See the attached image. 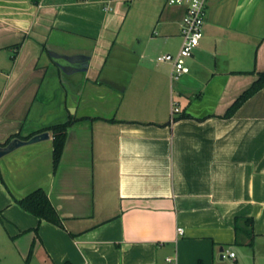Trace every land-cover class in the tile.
I'll return each instance as SVG.
<instances>
[{
    "label": "crops",
    "instance_id": "crops-1",
    "mask_svg": "<svg viewBox=\"0 0 264 264\" xmlns=\"http://www.w3.org/2000/svg\"><path fill=\"white\" fill-rule=\"evenodd\" d=\"M107 1L0 0V145L77 118L57 164L51 130L0 157V264H264V86L230 113L264 0H207L177 79L186 7ZM38 188L61 224L18 203Z\"/></svg>",
    "mask_w": 264,
    "mask_h": 264
},
{
    "label": "built area",
    "instance_id": "built-area-1",
    "mask_svg": "<svg viewBox=\"0 0 264 264\" xmlns=\"http://www.w3.org/2000/svg\"><path fill=\"white\" fill-rule=\"evenodd\" d=\"M113 0L105 3V9H113ZM171 4L183 5L186 7L185 14L181 22L182 44L176 53L164 52L157 55V60L172 63V78L177 79L182 74L189 71V66L185 60L193 54L194 49L200 44L204 34V23L207 15V0H168ZM177 101H173V113H177L180 108ZM179 233L183 232V227L177 228ZM223 255L235 256L233 250L227 249Z\"/></svg>",
    "mask_w": 264,
    "mask_h": 264
},
{
    "label": "trees",
    "instance_id": "trees-1",
    "mask_svg": "<svg viewBox=\"0 0 264 264\" xmlns=\"http://www.w3.org/2000/svg\"><path fill=\"white\" fill-rule=\"evenodd\" d=\"M264 86V72H261L258 78L254 81V83L249 87L244 93L237 99L233 107L231 108L232 113L244 100H246L249 96L255 93L257 90ZM183 116H187L184 114ZM77 118L70 117L67 121L56 123L52 126H49L53 132V157L54 162L57 164L60 160V157L63 152V147L65 143L66 131L69 125H71ZM20 135L19 133L13 134L6 143H8L13 137ZM28 137V136H27ZM18 203L27 211L37 215L39 218H44L51 222L61 224L60 217L52 204L48 194L42 188H38L28 195L18 199ZM247 221L246 231L252 238L253 235V227H252V219L245 218ZM236 230L241 229V226L236 223Z\"/></svg>",
    "mask_w": 264,
    "mask_h": 264
},
{
    "label": "water",
    "instance_id": "water-1",
    "mask_svg": "<svg viewBox=\"0 0 264 264\" xmlns=\"http://www.w3.org/2000/svg\"><path fill=\"white\" fill-rule=\"evenodd\" d=\"M53 64L59 68V74L62 71L63 65L60 61H53ZM61 75V74H60ZM54 125V124H52ZM50 125V126H52ZM49 126L42 128L41 130H37L36 133H30L29 135H21L13 137L8 143L5 145H0V157L4 156L5 154L13 151L14 149L18 148L19 146L35 143L43 140H47L51 136ZM28 136V137H27Z\"/></svg>",
    "mask_w": 264,
    "mask_h": 264
}]
</instances>
